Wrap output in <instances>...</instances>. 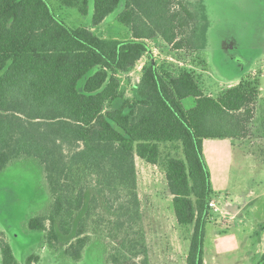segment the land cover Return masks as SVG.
Masks as SVG:
<instances>
[{
	"label": "trees",
	"instance_id": "16d2710c",
	"mask_svg": "<svg viewBox=\"0 0 264 264\" xmlns=\"http://www.w3.org/2000/svg\"><path fill=\"white\" fill-rule=\"evenodd\" d=\"M76 8L94 27L120 10L129 40H106L72 29L50 3ZM197 23L187 0H0V173L23 159L42 165L50 195L44 213L28 222L45 245L73 263L93 242L106 264H151L138 193L136 160L162 167L178 226L193 227L186 264H204L209 203L216 198L204 157L205 140H240L261 99L260 79L243 78L218 96L195 73H172L153 58L149 41L175 54L203 50L209 21ZM133 99L121 74L142 58ZM178 59H181L178 57ZM194 99L186 110L183 100ZM180 145L182 158L163 155ZM2 264H21L0 239ZM30 255L25 264H38ZM258 264H264V255Z\"/></svg>",
	"mask_w": 264,
	"mask_h": 264
},
{
	"label": "rangeland",
	"instance_id": "374dc122",
	"mask_svg": "<svg viewBox=\"0 0 264 264\" xmlns=\"http://www.w3.org/2000/svg\"><path fill=\"white\" fill-rule=\"evenodd\" d=\"M187 3L199 27L204 24L203 14L207 15L209 28L205 48L177 55L162 41H149L154 60L166 65L174 74L181 69L195 73L204 92L213 97L237 86L245 77L261 81V99L247 136L234 141L212 140L217 147L207 155L221 208L226 200L243 208V216L229 223L221 233L225 248L237 251L242 257L248 234L256 238L264 232V0H187ZM50 5L58 19L72 29L88 28L106 40L131 39L130 30L117 20L120 10L94 27L93 4L87 16L76 8L62 7L58 1ZM146 62L147 56L130 73L120 75L126 98L133 99V88L140 82ZM183 106L186 110L192 109L194 99L183 100ZM162 151L163 155L169 153L182 158L180 145L162 146ZM137 161L138 193L150 245V263L184 264L187 243L177 239L190 240L193 227L178 226L174 219L173 198L162 167ZM49 203L44 170L38 160L15 161L0 173V239L10 245L18 262L25 264L30 255L36 254L41 257L38 264H106L105 246L99 241L90 245L81 262L73 263L62 249L57 253L48 249L44 233L28 229L29 220L44 213ZM215 217L224 227L219 214ZM215 225L212 221L206 228L204 256L207 264L220 262L219 226Z\"/></svg>",
	"mask_w": 264,
	"mask_h": 264
},
{
	"label": "crops",
	"instance_id": "0c3cea01",
	"mask_svg": "<svg viewBox=\"0 0 264 264\" xmlns=\"http://www.w3.org/2000/svg\"><path fill=\"white\" fill-rule=\"evenodd\" d=\"M210 96H212V95H210ZM225 141H229V140H225ZM230 141H233V140H230ZM215 147H217V146L214 145V143H212V140H205L204 141V148H203L204 157H205L207 166H208L210 174H211L212 190L216 196L215 201L217 202V206H218V211H216V212L211 211L212 217H211V220L209 223L214 221L216 224L215 226L216 227L219 226V241L221 242V244H219V260H220L219 264H258V261L264 255V232L261 233L260 237H258V235H256V238H254L252 236L253 234H248L249 238H248L247 245H246V251L242 255V257L239 256V253L237 251L225 248V246H224V238H223V235H221V233L226 228H228L229 223L235 222L238 218L243 216V208H241L235 202L234 203L228 202V200H226L224 207L221 208V204H220V201L218 200L217 192L214 189V181H213V173H212L211 163H210V160L207 156L208 152L212 153V151H214ZM219 147H220V145H219ZM214 214L215 215L219 214V219H221V221L223 222L224 227H221V225H219L217 223V218L215 217ZM174 219H175V216H174ZM259 225L260 224L258 223L257 226H259ZM261 230H262V228H261ZM252 231H255V228H253ZM227 235H225V236H227ZM181 239L182 238L179 237L177 240L182 241V242L186 241V243H187V247H186L187 251H186L185 258H184V264H186L189 239H187V240H181ZM171 240L173 242V245L176 246L177 242L175 241L174 236L171 237ZM147 241H148V238H147ZM204 245H205V242H204ZM148 246H149V255H150L149 241H148ZM175 251H176V249H175ZM245 255H247V258H243ZM204 264H207V262L205 260V256H204Z\"/></svg>",
	"mask_w": 264,
	"mask_h": 264
},
{
	"label": "built area",
	"instance_id": "2783aa9c",
	"mask_svg": "<svg viewBox=\"0 0 264 264\" xmlns=\"http://www.w3.org/2000/svg\"><path fill=\"white\" fill-rule=\"evenodd\" d=\"M209 208L210 210L213 212H216L218 211V206H217V202L215 200H212L210 203H209Z\"/></svg>",
	"mask_w": 264,
	"mask_h": 264
}]
</instances>
